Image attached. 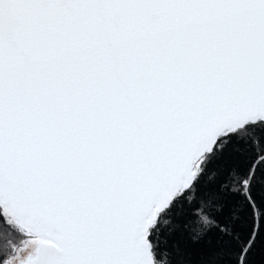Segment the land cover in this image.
Returning <instances> with one entry per match:
<instances>
[{
  "label": "snow or ice",
  "instance_id": "1",
  "mask_svg": "<svg viewBox=\"0 0 264 264\" xmlns=\"http://www.w3.org/2000/svg\"><path fill=\"white\" fill-rule=\"evenodd\" d=\"M233 138L251 149L231 175L248 220L228 264H252L264 0H0V264H216L229 186L201 177ZM193 191L207 207L181 228L202 226L162 238Z\"/></svg>",
  "mask_w": 264,
  "mask_h": 264
},
{
  "label": "trees",
  "instance_id": "2",
  "mask_svg": "<svg viewBox=\"0 0 264 264\" xmlns=\"http://www.w3.org/2000/svg\"><path fill=\"white\" fill-rule=\"evenodd\" d=\"M250 149V140L237 142L235 138H233L232 143H230L222 153L213 157L206 172L204 173V176L201 177V183L206 181L207 183L215 184L219 178H222L229 186L228 196L231 200L232 211L230 212L228 208H224L221 212V217L225 227H229L231 229V235L221 234L216 229H213L211 234L214 240L218 241L216 246L218 255L215 257L216 264H228V261L231 258L228 254L229 245L230 243L235 242L238 232L242 238L246 236V233L242 231L248 220L246 211L242 207L243 197L239 194H232L230 189L232 186V171H236L238 173L245 171L244 160L248 157ZM207 199V197L201 196L198 191H193L183 206L177 205L173 210V213L162 218L160 223L162 238H167L170 242L175 239L179 240L180 231L183 229H186L184 232L185 236L188 234L195 235L196 233L193 229L201 227L202 222L194 220L193 222H190L189 225L183 226L182 229L181 218L184 216L189 205L193 207L197 205H204L206 208ZM216 203L219 205V201H216ZM225 217L226 219H223ZM174 230L176 231L169 236V232ZM180 246L181 248L184 247L182 242ZM168 247L170 249V245ZM179 262L180 256L176 255L173 264H179ZM252 264H264V239L257 242L256 250L252 258Z\"/></svg>",
  "mask_w": 264,
  "mask_h": 264
}]
</instances>
